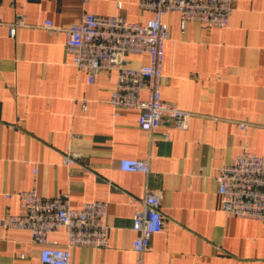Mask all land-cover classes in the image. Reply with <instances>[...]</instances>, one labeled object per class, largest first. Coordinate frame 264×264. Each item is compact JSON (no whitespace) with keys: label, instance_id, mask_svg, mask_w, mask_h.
<instances>
[{"label":"crops","instance_id":"obj_1","mask_svg":"<svg viewBox=\"0 0 264 264\" xmlns=\"http://www.w3.org/2000/svg\"><path fill=\"white\" fill-rule=\"evenodd\" d=\"M232 1L226 29L190 22L182 33L179 14L165 16L162 98L192 117L186 130L165 122L146 132L138 110L110 104L116 72L90 83L78 71L64 30L84 13L140 24L153 13L138 0H0V219L24 214L18 193L69 195L75 209L108 203L110 240L74 247L71 264H264V222L223 213L216 181L244 150L264 158V0ZM69 152L81 159L64 165ZM122 159L147 160L151 172L121 171ZM149 192L161 196L165 223L139 261L133 216ZM48 239L67 247L65 229ZM40 252L29 231L0 227V264H43Z\"/></svg>","mask_w":264,"mask_h":264},{"label":"built area","instance_id":"obj_2","mask_svg":"<svg viewBox=\"0 0 264 264\" xmlns=\"http://www.w3.org/2000/svg\"><path fill=\"white\" fill-rule=\"evenodd\" d=\"M48 1V0H35ZM142 11L154 14L146 24L133 23L122 16H98L84 13L79 23L70 25L66 33V50L73 57V64L80 72L95 76L104 72H116V86L110 104L116 109L139 111L138 126L151 132L165 122L176 130L189 127L191 113L179 109L162 98L163 64L165 45L170 37L165 16L178 13L181 31L187 24L197 22L203 29H226L234 11L232 0H138ZM24 25L18 19L10 27L14 37L18 27ZM49 31L61 29L47 21ZM146 55L147 65L132 66L131 56ZM146 95L144 99L143 96ZM242 129L246 124L240 125ZM169 139V135H165ZM79 153H66L64 165L76 164ZM121 171L128 173L151 172L147 160L122 159ZM221 210L227 216L264 222V158L244 150L231 164L221 167L216 178ZM23 215L6 214L0 219V227L27 230L32 241L41 248L43 264H71L74 247L105 249L109 247V227L106 224L108 203H85L75 209L69 195L45 199L36 191L18 193ZM161 196L147 193L140 200L133 216L132 230L136 233L132 246L139 255L150 250L153 236L164 229ZM65 229L68 234L66 248L50 242L48 235Z\"/></svg>","mask_w":264,"mask_h":264}]
</instances>
